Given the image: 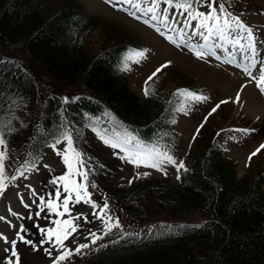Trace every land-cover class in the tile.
<instances>
[{
	"label": "trees",
	"instance_id": "obj_1",
	"mask_svg": "<svg viewBox=\"0 0 264 264\" xmlns=\"http://www.w3.org/2000/svg\"><path fill=\"white\" fill-rule=\"evenodd\" d=\"M95 21L77 0H0V127L10 129L21 114L20 124L33 132L31 145L40 150L61 126L83 143V127L111 110L141 139L176 150L174 90L149 82L144 98L132 92L120 63L138 39L103 19L102 26L110 27L99 35ZM24 52L27 65H34L27 66L32 74H48L57 85L38 115L33 78L11 60ZM57 87L64 93L70 89L72 99L64 101ZM200 137L178 185L151 177L106 184L111 176L103 171L102 156L84 153L90 179L119 207L123 229L112 240L94 243L92 254L72 264H264V178L238 176L220 148ZM150 206L163 217L147 225ZM125 231L142 235L125 237Z\"/></svg>",
	"mask_w": 264,
	"mask_h": 264
},
{
	"label": "rangeland",
	"instance_id": "obj_2",
	"mask_svg": "<svg viewBox=\"0 0 264 264\" xmlns=\"http://www.w3.org/2000/svg\"><path fill=\"white\" fill-rule=\"evenodd\" d=\"M80 1L88 12L101 15V17L95 21L99 35L103 30H106L107 27H110L108 25L102 26L100 20L103 19L104 22L108 20L113 25L117 26L116 28L125 27L128 29L130 34L134 35L143 43L142 48L147 49V53L142 57L138 52H134L128 57H125L123 63L124 72L128 76L129 87L132 91L137 93L140 98H143L145 95V81H147L151 73L165 61H171V63L166 64L156 73L155 76L152 77L151 80L153 82H157L160 85L162 83L165 86L175 88L184 78L186 79V82H195L197 86H199L198 88L200 91L204 93L205 99L203 100L191 99L187 94V97L183 99L182 104H180L177 109L174 128L179 134V150L181 151L180 155H175L177 161H179V159H185L188 146L196 135L199 127L198 125L203 121L202 118L207 116V119H205L207 126L202 128V130L209 131L213 129L217 133V136L228 133L221 141L219 138L218 140L225 147L229 156L228 158L234 162L238 176H241L242 174L254 176L259 171V165L264 166V149H260L259 152L255 151L259 147L258 141L264 137V125L258 124L254 126L255 124L252 120L255 118L253 117L260 113L248 111L246 109L248 107L245 104V98L248 97V94L252 95L256 101L262 103V106L258 107V109L264 113V100L258 96L255 88L247 84L240 90L239 103L241 107H239L238 103L235 104V101H233L232 98L234 93L237 92L240 83L244 84V81L237 84L236 81L233 83V81L230 80L233 78L231 75L227 74L226 76H223L224 73L221 72L222 70L215 69V67L218 66L209 64L205 59L200 57V59H198L191 54L193 52L187 47L186 43L177 46L171 41H168L157 31L154 32L146 29L140 25V23L135 22L132 17L124 16V14L120 12L125 11L123 8H112L106 5L103 0H101L102 3L98 0ZM95 3L97 6H95ZM216 3L218 4L219 0H216ZM224 4L227 5V11L239 15L240 17L242 16L241 19H243L245 23L247 22L248 24L250 22L259 27V30L254 32L255 40L264 46V0H236V2L231 1V3L224 0ZM229 5H231V7H229ZM201 8L203 10L207 9L206 6L203 5H201ZM174 13L178 14L177 20H180L181 16L186 13V10H174ZM173 26L176 27V25ZM97 32L93 31L92 34H97ZM238 34L239 33L236 32L235 35ZM214 37L215 35L212 37L211 41L216 43V41L213 40ZM217 40L225 45V48L222 49L219 47V44H216L218 52L223 54L222 58L229 59V51L233 56L235 52L239 61H241L240 58H243L241 52L249 57L252 55L250 51L237 49L238 53L233 50L236 41L234 40L233 45L229 46V40L226 35H224L223 38L218 36ZM93 42L96 44L95 40L91 41V43ZM197 62H205L206 64L203 63L205 67H210L217 71V73L215 74V71L204 73L200 70L201 67L197 65ZM195 66H198L200 69ZM244 90H247L246 96L244 95ZM220 98H224V102L219 103V107L216 108V111L212 112L211 109L215 106V103L212 102ZM41 104L42 102L40 101L38 107H40ZM240 108H242L241 111H239ZM18 115L19 118H16L17 123L14 124L13 129L15 130L12 135H14V139L19 140L21 144V139H23V137H20L19 135L22 133V128L20 127L19 122L23 121L24 116L19 113ZM261 117L263 118L264 114H260V119L257 120V123H264V119ZM107 120L115 131L121 134L124 133V130L118 126L117 120L113 119L110 115H107ZM244 121L252 127L248 126ZM239 128H248L251 129V131L240 132L237 130ZM101 135L103 134L100 131L99 134L95 131L87 133L85 137L89 147L103 157V164L105 165L104 171H107L110 174L112 180L109 181L110 179H108L106 184H125L139 177L140 175L138 176L137 173L143 172L150 173L155 177H165L174 184H178L179 181L175 165L169 163L163 164L162 167L164 171L153 168L150 164L134 165L126 157L122 158L123 152L121 149H116L110 144H105L100 138ZM64 143L65 141L62 140L56 144L55 148L52 146L47 147L42 159L43 164L17 179L0 197V217H6V219H0V233H4L8 236L9 241L11 239L17 240L16 248L19 253V264H49L50 262L51 257L48 256L44 249L48 248L49 250H52L53 245L48 241H46L44 245H39V240L42 238L43 234L38 231L33 220L28 219V213L31 211L34 219L40 220L41 224L44 223L43 218L35 217V204H33V201L36 200L38 202V196L36 194H43L47 190L51 176L58 175L62 170H66L62 156ZM14 144L18 145L16 142H14ZM8 150L12 162L21 154H26L20 146L18 149L8 146ZM69 152H71V149H69ZM116 153H119V155ZM46 165L47 167H45ZM247 165H253L255 167H251L250 169ZM29 185H31L32 188H29ZM33 188L35 189V192H33ZM21 196H23L26 203L33 204L31 209L26 208L24 203L21 202ZM70 206L73 209L72 214L81 212L89 217L87 221H84L83 217H81L80 219L83 227L78 228L72 236L64 241V243L68 244L70 248H74L78 243L91 241V237L88 236L87 233L93 230H96L97 232L102 231L104 222L102 219L92 218L91 205L86 204L84 201H81L78 204L70 201ZM9 208L12 210L9 211ZM15 213H20L21 215L17 216ZM44 215L47 216L50 214L45 212ZM66 215L69 214L66 213L65 216ZM159 217H163V213L150 206L149 219L145 221V224L150 225L151 221L156 220ZM112 219L114 220L113 217ZM9 221H11V223H9ZM21 222H23L26 227L31 228V231L20 229L19 224ZM49 224H51V221H49ZM117 228L121 229L120 227ZM16 231H21L23 235L27 236L28 239H32L35 244L39 245V247H33L32 245L27 244L24 240H20L19 237L15 236ZM116 231L117 229L113 226L109 233L100 236L98 240L103 239L102 241H106L114 236ZM121 231L122 229L120 232ZM91 245L92 244L89 243L88 247L81 249L80 252H73L70 257L61 261L60 264H72V261H70L71 259H76L79 255L85 256L92 254L94 249ZM9 247L10 244L6 242L3 237H0V264H6L4 256L10 253H6L5 250ZM13 264H16L15 260L13 261Z\"/></svg>",
	"mask_w": 264,
	"mask_h": 264
},
{
	"label": "snow or ice",
	"instance_id": "obj_3",
	"mask_svg": "<svg viewBox=\"0 0 264 264\" xmlns=\"http://www.w3.org/2000/svg\"><path fill=\"white\" fill-rule=\"evenodd\" d=\"M108 3L112 4L113 0H108ZM172 5H175L176 8L186 10V13L181 16L180 20H176L174 14L170 12L168 6ZM201 5L206 6L207 10H203ZM115 7L123 8L132 17L150 25L173 44L179 46L180 44L186 43L187 47L197 57L206 56L211 52L212 56H216L218 59L222 58L223 54L218 52L216 44H219V47L222 49L225 48V45L219 40L216 41V43H211V38L214 35L223 38L226 33L230 34L232 30L238 33H246L248 46L252 55L249 57L241 52L243 60L239 61V66L243 68L247 76L251 77L257 84L258 89L264 92V59L257 62L255 30L249 24L245 23L239 15L227 11L224 0H219L218 5L216 0H150L147 10L142 6L141 0H122V3H116ZM137 10L143 13V15H138ZM173 25H176V27ZM236 43L241 49H244L242 35H237ZM137 52L142 57L147 53V49L138 48ZM228 58L231 59L232 62H237L230 51L228 52ZM169 63H171V61H165L163 64L159 65L148 77V80H151L161 68ZM253 70L258 72V76L254 75ZM147 82L148 81H145L144 88L146 94L148 93ZM245 83H247V80ZM185 92L188 93L191 99H205L204 94L198 91L185 88L175 89L177 95ZM239 97L240 93L237 92L236 99L238 100ZM63 99L67 101L72 99V97L65 96ZM217 107H219V104L213 106L211 111L215 112ZM92 119L96 120L98 118L92 117ZM205 119H207V116ZM14 130L13 128L7 129L9 132ZM95 130L99 134V129ZM237 130L240 132L251 131V129L248 128H239ZM197 131H199V129H197ZM100 138L105 144H110L113 148L121 149L123 152L122 158L126 157L134 165L150 164L153 168L164 171L162 167L163 164H173L176 167L178 178L181 169L187 170L184 160L179 159V161H177V157L173 154V150L168 144L160 142L157 139H152L150 141L141 139L139 133L135 130L126 131L123 134L116 132L112 138L101 135ZM61 140L65 141L62 156L66 170H62L58 175L51 176L47 190L43 194H36L38 196V202L36 200L33 201V204H35V217L43 218L44 223L41 224L40 220L34 219L31 211L28 213V219L33 220L38 231L43 234L42 238L39 240V245H44L46 241L53 245L52 250L48 248L44 249L48 256L51 257L49 264H60L61 261L70 257L73 252H80L81 249L87 248L89 243H95L100 236L109 233L113 226H119L123 229V225L120 224L119 218L117 217L113 220L111 217L106 194L102 197V204L98 203L97 199L92 198L93 193L89 190V187L91 185V187L95 188L97 186L96 181L90 179L89 169L85 167L83 152L77 149L73 134H65L63 132V126H61L60 131L57 133V138L53 139L51 146L55 148L56 144ZM0 146H6L5 130L2 128H0ZM69 149H71V152H69ZM260 149H264V143H261L255 151H259ZM116 154L119 155V153ZM4 156L5 153L0 151V190L7 187L4 183L6 178L3 163ZM24 167L25 165L21 164L15 175L7 177L9 182L14 183L17 175H23L21 169ZM31 167H34V165H29V168ZM45 167H47V165ZM92 171H95V169ZM137 175H148V173H137ZM29 188H32V186L29 185ZM33 192H35L34 188ZM20 200L24 203L26 208L31 209L33 207V204H28L24 201L23 196L20 197ZM70 201L77 204L84 201L86 204H90L92 218L102 219L104 222L102 231L97 232L93 230L87 233V235L91 237V241L78 243L75 248H70L64 241L72 236L78 228L83 227L80 219L81 217H83L84 221H87L89 217L81 212L72 214L73 209L70 206ZM11 210L12 209L9 208V211ZM45 212L50 215L45 216ZM66 213L69 215L65 216ZM15 215L19 216L21 214L15 213ZM0 219H6V217H0ZM49 221H51V224H49ZM9 223H11V221H9ZM19 228L24 231H31V228L26 227L23 222L19 224ZM148 231L151 233L152 228H149ZM123 235L125 237L130 235L139 236L142 235V233H129L125 231ZM15 236L33 247H39L32 239H28L27 236L23 235L21 231H16ZM0 237H3V239L10 244V247L5 250L6 253H10L4 256L6 264H13L14 260L16 264H19V253L16 248L17 240L11 239L9 241V237L4 233H0ZM119 239L120 237L118 236L117 240Z\"/></svg>",
	"mask_w": 264,
	"mask_h": 264
},
{
	"label": "bare ground",
	"instance_id": "obj_4",
	"mask_svg": "<svg viewBox=\"0 0 264 264\" xmlns=\"http://www.w3.org/2000/svg\"><path fill=\"white\" fill-rule=\"evenodd\" d=\"M114 2H117V3H120V2H122V0H113ZM143 2H145V0H143ZM147 7H148V5H146L145 3H144V8L147 10ZM249 53V52H248ZM233 56V55H232ZM234 57V56H233ZM197 65H199L200 67H201V69L198 67V69H200V70H202L204 73H211L212 71H215L214 69H211L210 67H205L204 65H203V63H200V62H197ZM196 67V66H195ZM196 67V68H197ZM217 73V71L215 72V74ZM214 74V73H213ZM226 74L224 73L223 74V76H225ZM220 79V78H219ZM221 80V79H220ZM227 81V80H226ZM229 81V80H228ZM233 83H234V81H233ZM252 89V88H251ZM244 92V95L246 96V94H247V90H244L243 91ZM234 93V92H233ZM236 93L237 92H235L234 93V95H233V97H236ZM244 96V97H245ZM245 104H246V106L248 107V108H246L248 111H252V112H254V113H257V112H259L260 114H264L263 113V111H261L260 109H258V107H260V106H262V103L261 102H258V101H256L253 97H252V95H249L248 94V97H246L245 98ZM262 108V107H261ZM250 114H251V112H250Z\"/></svg>",
	"mask_w": 264,
	"mask_h": 264
}]
</instances>
